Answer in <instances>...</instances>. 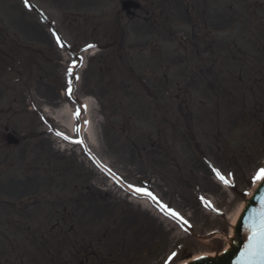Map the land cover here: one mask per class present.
I'll use <instances>...</instances> for the list:
<instances>
[{
  "label": "rangeland",
  "instance_id": "obj_1",
  "mask_svg": "<svg viewBox=\"0 0 264 264\" xmlns=\"http://www.w3.org/2000/svg\"><path fill=\"white\" fill-rule=\"evenodd\" d=\"M1 32L21 62L0 70V264H182L227 246L264 168V0H0ZM86 101L82 148L58 146ZM41 163L104 199L26 200L50 185Z\"/></svg>",
  "mask_w": 264,
  "mask_h": 264
},
{
  "label": "water",
  "instance_id": "obj_2",
  "mask_svg": "<svg viewBox=\"0 0 264 264\" xmlns=\"http://www.w3.org/2000/svg\"><path fill=\"white\" fill-rule=\"evenodd\" d=\"M134 7L130 1L122 3V9L129 11ZM6 142L10 145L17 144V139L9 134L6 136ZM264 204V182L256 189L253 195L246 201L244 209L234 226L233 237L229 239V248L220 256L204 257L188 264H237L241 252L245 250V245L249 242V236L252 234L250 225L253 220L259 223V213Z\"/></svg>",
  "mask_w": 264,
  "mask_h": 264
},
{
  "label": "flooded vegetation",
  "instance_id": "obj_3",
  "mask_svg": "<svg viewBox=\"0 0 264 264\" xmlns=\"http://www.w3.org/2000/svg\"><path fill=\"white\" fill-rule=\"evenodd\" d=\"M79 116L80 115H77V118H76L78 121L80 120ZM76 128H78V125ZM39 138H40V134H36L34 140H39ZM47 165L50 168H48L47 166H44V164L41 163L40 167L34 166V167H32V170H33V173H35L36 178L38 176L48 177V175L51 174L50 177H52V178H50L51 182H49V183L52 186L49 185V187L47 188V190L45 192L46 194L44 192H41V190H40L39 193L35 194V196L33 195L34 197L32 196V199L33 198L47 199L46 196H49L50 199L51 198H54V199H57V198L58 199H104L102 196H93L92 194H90L91 193L90 187L87 184H85V182H80V181L79 182L78 181L72 182V181H70V184H67V182L60 184L57 179L62 177V175L65 173L63 171V169H61L59 167L58 170H55L49 164H47ZM69 186H71V187L69 188ZM50 195H52V196H50ZM64 210H66V209H64ZM69 214L70 213H68V212L65 214L63 213L61 216V219L63 220L65 218H67L69 216ZM56 215H57V213L55 212L53 214V218ZM58 224L59 223L56 222L55 225L57 226ZM72 230H73V227L71 224V226L67 230V233H71ZM83 250L84 251H88V250L93 251L91 245L86 246Z\"/></svg>",
  "mask_w": 264,
  "mask_h": 264
},
{
  "label": "snow or ice",
  "instance_id": "obj_4",
  "mask_svg": "<svg viewBox=\"0 0 264 264\" xmlns=\"http://www.w3.org/2000/svg\"><path fill=\"white\" fill-rule=\"evenodd\" d=\"M89 48L95 47L94 45H89ZM71 72V69H69ZM69 91H71L69 89ZM58 136H62V133H57ZM64 139H68V137H63ZM216 174V177L221 182L227 184L228 181L225 179L223 175H221L220 171L217 169H213ZM255 180L264 179V168L260 169L256 176ZM137 192H143V189H136ZM146 195L151 196V193H145ZM155 199V197H152ZM171 215L175 218L178 216L176 212H171ZM251 230V235L249 236V242L245 245V250L241 252L240 259L237 261V264H264V204H262L261 212L259 213V223L256 220H253L252 224L249 226ZM176 254L172 253L169 256V260H171Z\"/></svg>",
  "mask_w": 264,
  "mask_h": 264
},
{
  "label": "trees",
  "instance_id": "obj_5",
  "mask_svg": "<svg viewBox=\"0 0 264 264\" xmlns=\"http://www.w3.org/2000/svg\"><path fill=\"white\" fill-rule=\"evenodd\" d=\"M1 36H7L6 33L1 32ZM14 44H9V42L4 39L0 40V69H6L12 67L15 63L17 52L13 48ZM69 253V252H68ZM72 255H78L79 252L70 253ZM61 258H59L60 260ZM112 264V263H111Z\"/></svg>",
  "mask_w": 264,
  "mask_h": 264
},
{
  "label": "bare ground",
  "instance_id": "obj_6",
  "mask_svg": "<svg viewBox=\"0 0 264 264\" xmlns=\"http://www.w3.org/2000/svg\"><path fill=\"white\" fill-rule=\"evenodd\" d=\"M89 108H90V102H89V101H86V109L89 110ZM67 114L69 115L68 110L66 111V109H61V110L59 111V115H57L56 118H57V120L60 122V121H62V118H64ZM88 122L91 124L90 127H89V130H92V122H91L89 119H88ZM65 125H66L67 128H70V127H71V125H72V120H71V118H70L69 120L65 121ZM89 130H88L89 137H91V132H90ZM261 180H262V179H260V180H255V181H254L253 186H252V188L250 189L249 195L252 194L253 191H255L256 187L259 185V183H260ZM242 206H243V204L241 205V207H240L239 209H237V211H236V213H235V215H234V218H233V220H232V224H234L235 221H236V219L238 218V216H239V214H240V212H241ZM196 258H197V256H194V257L191 258V259L193 260V259H196Z\"/></svg>",
  "mask_w": 264,
  "mask_h": 264
}]
</instances>
